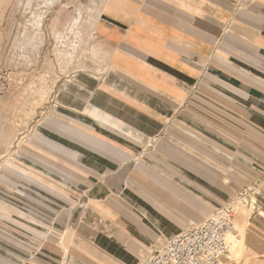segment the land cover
<instances>
[{
	"label": "crops",
	"instance_id": "1",
	"mask_svg": "<svg viewBox=\"0 0 264 264\" xmlns=\"http://www.w3.org/2000/svg\"><path fill=\"white\" fill-rule=\"evenodd\" d=\"M101 10L96 24L107 67L82 71L59 89L55 107L44 112L52 128L38 129L59 142L30 141L17 150L0 171V197L37 204L49 217L59 214L51 202L59 204L65 211L58 220H65L63 214L75 215L82 201H103L110 194L111 177L138 151L134 139L158 136L171 120L191 132L187 136L193 143L235 163H255L262 172L264 0H106ZM124 154L129 158L121 162ZM147 159L139 166L146 175L145 170L153 172ZM15 168L27 173L20 175ZM154 173L159 185L192 205L204 202V207L185 212L189 222L180 230L168 215L131 192L125 197L131 209L111 212L115 231L91 238L94 247L82 238L64 246L38 242L44 251L35 261L0 247V264H135L156 237L163 243L230 198L214 188L215 182L196 175L174 180ZM258 200L242 255L229 254L224 264H264V194ZM15 214L13 233L29 237L33 226ZM236 221L243 222L240 216Z\"/></svg>",
	"mask_w": 264,
	"mask_h": 264
},
{
	"label": "rangeland",
	"instance_id": "2",
	"mask_svg": "<svg viewBox=\"0 0 264 264\" xmlns=\"http://www.w3.org/2000/svg\"><path fill=\"white\" fill-rule=\"evenodd\" d=\"M105 2L0 0V171L5 170L6 164L11 163L12 155L30 141L36 144H42V139L51 144L59 142V138L53 134L38 133V129L43 126L52 128V120H47V113L44 112L53 110L57 103L53 99L59 89L74 79L76 74L82 71L97 73L107 67L96 24ZM187 133L191 132L183 124L171 120L158 136L134 139L138 151L129 162L125 161L129 157L122 155L121 162L125 161L126 164L111 177L110 194L97 203H81L78 198L81 203L78 212L73 215L66 211L68 214H63L65 220L61 222L58 218L63 208L59 204L51 202L59 214L52 212L49 217L38 211L40 208L37 204L31 207L24 200L13 203L15 200L12 202L0 197V247H7L21 260L29 261H35L43 255L44 249L37 246L38 242L53 245L58 242L64 246V243L70 242L74 245L75 239L82 238V241L94 247L91 238L95 240L101 233L110 235L115 231L111 212L131 209L125 200L131 192L139 194L160 213L168 215L171 225L180 230L189 222L185 220V212L204 207V202L198 200L197 205H192L186 197L162 187L153 179L156 177L154 171L159 174L163 172L164 177L174 180L190 177L189 174L196 175L201 181L215 182V189L226 191L230 196L222 206L237 204L236 217L242 218L247 229L250 214L257 211L258 198L264 194V169L262 172L256 169L258 165L254 162L255 165L252 162L240 164L229 157L220 156L201 143H193ZM146 159L148 167L153 171L150 173L145 170L147 175L143 167H139ZM8 167L11 169L10 165ZM14 171L20 172V175L27 173L25 169L15 168ZM6 181L14 184L9 179ZM7 190L5 187L4 193L11 196L10 190ZM35 195L39 196L38 193ZM247 199L250 203L257 201L256 207L244 206L243 202ZM12 206L30 213L28 217L15 210L20 217L23 215V221L33 226L35 232H30L29 237L13 233L11 226L16 212ZM29 207L34 211H29ZM214 210L212 207L208 216ZM236 236L231 237L230 249ZM161 243L162 240L156 237L146 247L143 256ZM242 253L243 250L232 257H240Z\"/></svg>",
	"mask_w": 264,
	"mask_h": 264
},
{
	"label": "built area",
	"instance_id": "3",
	"mask_svg": "<svg viewBox=\"0 0 264 264\" xmlns=\"http://www.w3.org/2000/svg\"><path fill=\"white\" fill-rule=\"evenodd\" d=\"M248 199L244 206H254ZM237 204L217 209L201 222H192L143 256L135 264H224L230 254V240L238 234L235 217Z\"/></svg>",
	"mask_w": 264,
	"mask_h": 264
},
{
	"label": "bare ground",
	"instance_id": "4",
	"mask_svg": "<svg viewBox=\"0 0 264 264\" xmlns=\"http://www.w3.org/2000/svg\"><path fill=\"white\" fill-rule=\"evenodd\" d=\"M76 21V20H75ZM77 23V22H75ZM78 24V23H77ZM70 52V51H69ZM88 111V110H87ZM102 112V111H101ZM100 112V113H101ZM93 115V114H92ZM100 117V116H99ZM94 118V117H93ZM107 121V120H106ZM103 123H106L103 121ZM108 125V124H107ZM111 125V124H110ZM114 126V125H113ZM117 126V125H116ZM245 225L243 222L239 223V233L238 235L233 239L232 241V245H231V249H230V254L232 255H236L238 253H240V251H242L244 249V245H245V234H246V229H245ZM231 242V241H230Z\"/></svg>",
	"mask_w": 264,
	"mask_h": 264
}]
</instances>
